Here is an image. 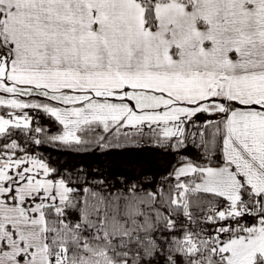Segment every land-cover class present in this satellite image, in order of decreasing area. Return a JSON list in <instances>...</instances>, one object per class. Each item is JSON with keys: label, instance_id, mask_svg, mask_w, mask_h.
<instances>
[{"label": "snow or ice", "instance_id": "6c2138e0", "mask_svg": "<svg viewBox=\"0 0 264 264\" xmlns=\"http://www.w3.org/2000/svg\"><path fill=\"white\" fill-rule=\"evenodd\" d=\"M0 264H264V0H0Z\"/></svg>", "mask_w": 264, "mask_h": 264}]
</instances>
